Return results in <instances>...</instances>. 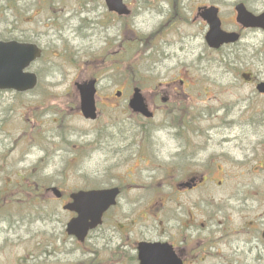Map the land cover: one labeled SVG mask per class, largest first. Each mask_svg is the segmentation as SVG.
I'll return each mask as SVG.
<instances>
[{
    "label": "rangeland",
    "instance_id": "374dc122",
    "mask_svg": "<svg viewBox=\"0 0 264 264\" xmlns=\"http://www.w3.org/2000/svg\"><path fill=\"white\" fill-rule=\"evenodd\" d=\"M124 2L131 10L127 16L108 11L104 0H0V37L42 48L29 67L38 73L36 88L0 91V264H136L128 250L118 258L109 253L108 224L133 218L127 214L130 200L171 192L152 182H172L175 176L150 167L167 161L183 142L170 138L168 131L180 128L170 125L172 117L174 125L183 119L199 130L195 141L204 146L198 151L202 159L212 157L223 166L222 172H208L224 180L221 186L211 183L186 194L198 205L193 264H223L229 243L239 242L220 221L227 216L237 223L248 210L227 203L225 193L256 171L254 132L264 99L241 74L264 80V34L245 30L238 42L210 48L204 39L208 25L197 7L217 6L222 28L236 30L234 5L243 2L259 12L264 0ZM90 78L96 79L95 120L82 116L76 87ZM180 78L185 83L172 114L157 111L148 122L128 107L134 87L148 100L159 82L178 84ZM151 125L158 131V153L142 141L141 131ZM205 136L211 140L203 145ZM112 185L122 192L103 224L83 243L68 236L71 214L62 205L69 193ZM50 186L61 190V199L46 191ZM180 201L189 200L181 196ZM135 205L136 210L145 206ZM164 228L166 223L159 233ZM117 240L112 238V246Z\"/></svg>",
    "mask_w": 264,
    "mask_h": 264
},
{
    "label": "flooded vegetation",
    "instance_id": "af4514ba",
    "mask_svg": "<svg viewBox=\"0 0 264 264\" xmlns=\"http://www.w3.org/2000/svg\"><path fill=\"white\" fill-rule=\"evenodd\" d=\"M238 29L241 28L238 26ZM245 30L242 29V32ZM249 78L248 81H245L246 83L256 84V81H258V78L254 77L253 74ZM184 83L185 80L182 78L179 79L178 84H176L175 79H172L168 82H159L157 86L151 89V99H145V101L153 112V117L157 111H168L172 114L175 110L172 103L177 101L175 99L176 93L182 94ZM155 97H159L158 103ZM153 117L148 118V122H151ZM168 121L171 126L180 125V128L177 127L174 131H168L170 138H182L183 142L178 145L176 151L167 161L155 163L150 168L157 172L165 170L169 175L175 176L172 182L168 179H156V181L152 182H156L159 186L164 183L170 187L169 189H171V192L173 191V194L158 192V195H152V198L131 201L130 214H135L136 216L129 223L127 222V227L118 221L110 224V228L113 229V237L121 236L118 233V228H120V231L121 229L127 231L126 249L135 263L137 262V243L141 240H158L170 243L176 255L180 257L184 264H193V260L198 254V252L195 253L192 245V239L196 238V236H193V231L194 228L197 229L196 215L198 205L191 201V198L186 194L204 185L214 183L217 186H221L224 182L223 179L215 180L209 177L208 173L197 177L196 169L198 168L205 172L211 170L223 171V166L212 157L202 159L203 156H199L204 147L195 141V135H197L199 130L194 129L192 125L185 124L187 120L179 119L176 121L177 125H174L173 117ZM256 122L254 134L259 152L254 163L255 174L252 178L248 177L247 182L243 185H238L235 190L228 189L225 193L227 203L235 202L236 208L242 203L248 208L247 211L242 212L243 216L237 223H234L227 216L222 222L220 221V223L226 225H224V229L227 228L232 233L239 235V242L234 243L231 241L228 245L229 251L225 256L227 264H264V147H260V145H264V104L258 110V120ZM153 127L154 125L148 126L141 133L143 144L145 145L146 142L148 151L160 144L159 137L154 136L158 131L151 130ZM203 134L204 132H202ZM205 138L206 141L203 145L210 143L211 140L209 136H205ZM155 150L158 153L156 148ZM174 171L177 172L175 175L171 173ZM181 196H186L189 201H186L185 204L182 203L180 201ZM238 197H243L244 200L239 201ZM135 204H144L145 206L136 210L137 205ZM178 215H183V217ZM164 223L168 225V228H164L159 233V225L162 227ZM154 231H157L158 235L150 236ZM164 233H166L165 236Z\"/></svg>",
    "mask_w": 264,
    "mask_h": 264
},
{
    "label": "water",
    "instance_id": "95a60500",
    "mask_svg": "<svg viewBox=\"0 0 264 264\" xmlns=\"http://www.w3.org/2000/svg\"><path fill=\"white\" fill-rule=\"evenodd\" d=\"M110 8L124 12L120 0H107ZM237 20L247 26H261L264 28V13L253 16L242 5L237 6ZM203 16L210 24L206 39L211 46L217 47L223 42L235 41V33H227L220 29L217 9L210 7ZM38 54L34 45L19 44L15 41H0V88H13L19 91L31 88L35 84V75L23 73L28 61ZM94 81L79 86L81 94V108L86 117L95 116L93 101ZM264 91V84L261 85ZM133 103L136 107L142 106L141 98L136 92ZM114 190L79 191L71 194L73 201L66 206L77 213V216L67 223V232L83 240L89 228L101 222L103 212L114 203ZM140 249V264H179L173 258L171 249L166 246L142 243Z\"/></svg>",
    "mask_w": 264,
    "mask_h": 264
}]
</instances>
